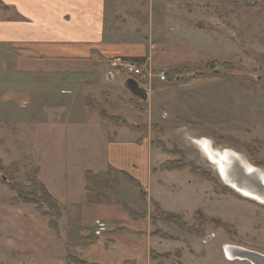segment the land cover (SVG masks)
Returning <instances> with one entry per match:
<instances>
[{
  "label": "crops",
  "instance_id": "obj_1",
  "mask_svg": "<svg viewBox=\"0 0 264 264\" xmlns=\"http://www.w3.org/2000/svg\"><path fill=\"white\" fill-rule=\"evenodd\" d=\"M170 3V0H0V76L26 86L21 91L29 92L33 99L39 96L53 101L54 107L47 106L42 116L21 120L29 126L28 135L24 130L21 135L29 139L27 146L39 170V179L66 208L59 238L49 228L48 219L33 206H14L10 202L0 206L2 250H6L5 257L14 264H69L66 249L73 257L90 264H165L173 259V252L181 250L158 252L164 245L150 230L138 233L116 230L117 220L128 221L132 226L142 220L130 221L113 199L98 205L87 200V171L109 172L112 181L116 180L114 173L125 172L146 191L154 186L153 182L162 187L163 182L154 179L161 170L153 163L151 140L141 136V130L117 124L102 115L93 118L84 107L79 109L81 118L74 120L66 106H71L77 96L70 93L66 102H61L57 94L58 90L63 91L62 83L70 89L74 81L114 80L108 74L117 58L143 61L148 69H165L176 79L179 71L189 72L198 51L197 42L166 37L180 27L175 20L182 21L185 16L184 10L178 15L177 7ZM168 26L171 30L167 31ZM156 34L162 37L157 39ZM176 79L173 78L174 85L199 80ZM153 82L139 83L140 88L144 84L150 87L146 91L148 100L144 102L148 106L158 98ZM112 90H107V98L115 93ZM53 91L56 92L52 94ZM39 98L36 100L43 101ZM56 107L64 111L59 112ZM153 121V116H149V122ZM151 131L144 129L147 135ZM151 198L164 212H169L158 198L153 195ZM149 217L144 219L147 225ZM96 220L104 221L108 229L100 236L95 235L97 239L88 240L89 230H96ZM174 243L179 242L172 240L170 244ZM152 252L172 255L154 259ZM193 257L192 254L190 258Z\"/></svg>",
  "mask_w": 264,
  "mask_h": 264
},
{
  "label": "rangeland",
  "instance_id": "obj_2",
  "mask_svg": "<svg viewBox=\"0 0 264 264\" xmlns=\"http://www.w3.org/2000/svg\"><path fill=\"white\" fill-rule=\"evenodd\" d=\"M170 1V6L177 7L178 15L184 10L185 16L182 21L175 20L180 27L166 37L195 39L198 51L194 53L191 70L179 71L178 79L171 77L165 69L155 71V74L159 70L167 73L164 82L158 76L152 79L160 98L155 99V104L150 102L148 106V103L128 92L123 86L126 78L119 74L109 82L74 81L70 89L62 83L60 87L63 91L60 93L61 90H58L57 94L61 102H66L70 93L77 96L72 99L71 106H66L67 113L74 120L81 118L78 113L82 107L93 118L101 116L103 111L123 119L127 117L131 129L141 130V136L151 140L153 163L158 165L157 170L171 160H179L185 167L183 171L157 173L154 179L161 180L162 187L153 182L149 192L135 184L136 180L131 176L132 180L121 173H114L117 183L101 190L99 204L113 199L126 217L135 223L139 220L131 218L123 205L135 213L138 210L144 219L150 216L149 225L144 223V219L136 226L117 220L116 230H122L125 225L134 227L137 233L150 230L164 245L158 251L161 253L180 248L165 264H252L247 260H227L224 248L237 246L264 255V204L226 187L213 166L186 137L206 138L216 149H233L244 154L254 167L264 170V0ZM192 18L195 20L192 21ZM165 29L171 30V26ZM155 37L162 36L156 34ZM212 61L220 66H206ZM111 68L113 71L112 64ZM194 73H203V76L195 77ZM173 78L176 81L185 78L199 80L195 79L193 84L180 82L174 85ZM25 87L0 76V161L7 168L16 163L17 166L10 170L11 175L18 182L28 185L27 174L36 167L27 146L26 139H29H23L21 135L23 130L28 135L29 126L22 124L21 120L25 122L29 117L38 118L47 111V106H54H51L53 101L38 96L43 100L39 102L29 92L21 91ZM141 88L150 90L145 84ZM112 89L115 93L107 98V90ZM149 116H153L155 122H149ZM145 128H150L152 134L147 135ZM177 150L182 155L170 154ZM196 168L203 172L196 173ZM2 177L0 173V206L11 203L16 196L6 186L7 183L4 184ZM152 195L169 210L167 214L174 220L165 221L158 216L151 204L154 200ZM97 221L100 220L95 223ZM100 222L106 225L107 230L108 225ZM73 229L77 231L75 224ZM89 232L88 240L97 239L96 230ZM172 240H177L178 245L170 244ZM5 253L0 240V264H14L5 257ZM172 254L156 253L158 258H170ZM192 254L194 257L191 259Z\"/></svg>",
  "mask_w": 264,
  "mask_h": 264
},
{
  "label": "trees",
  "instance_id": "obj_3",
  "mask_svg": "<svg viewBox=\"0 0 264 264\" xmlns=\"http://www.w3.org/2000/svg\"><path fill=\"white\" fill-rule=\"evenodd\" d=\"M143 62V61H138ZM206 66L216 68L220 66V64L216 61H212L208 63ZM195 77L203 76V73L193 74ZM102 116L121 125H131L130 121L127 119H123L116 116H110L106 111L102 112ZM181 154L182 152L180 150L170 152V154ZM17 164H13L12 167H5L2 162L0 161V173L3 174V182L10 188L11 191H13L16 196L14 199H12L11 204L14 206L17 205H31L35 208V210L44 218L48 219V225L49 228L56 233V235L60 238L61 237V221L65 215L66 208L58 203L54 199V197L49 193L45 185L41 182L39 179V170L38 168H34L29 170L27 174V181L28 185H25L21 182H18L15 180V178L11 175L10 170L15 168ZM184 166L180 163L179 160H171L166 161L160 166L161 171H183ZM196 173H202L200 169H195ZM121 175L124 177H127L128 179H131V177L125 173L122 172ZM85 179H86V193H87V200L90 204H99L100 197H101V190L104 187H108L111 183L116 184L117 180H112V175L109 172H104L100 174H94L90 171H87L85 173ZM132 180V179H131ZM134 181V180H133ZM137 184V183H136ZM229 190V189H228ZM230 191V190H229ZM145 194H142V199L145 202ZM151 204L155 207V211L158 214V216L165 220H174L173 216L168 215L166 212H164L160 206L159 203L152 200ZM123 207L127 210L129 216L131 218H134L135 220H142L144 219V215L141 216L138 213H135L131 211L127 205H123ZM132 230L135 231L136 229L132 226H126L122 228V230ZM157 234V233H156ZM155 234V235H156ZM66 248V246H65ZM152 258L156 259L159 256L156 255V253H151ZM158 256V257H157ZM66 259L69 264H90L86 263L85 261H81L72 255H70L67 252L66 249Z\"/></svg>",
  "mask_w": 264,
  "mask_h": 264
},
{
  "label": "bare ground",
  "instance_id": "obj_4",
  "mask_svg": "<svg viewBox=\"0 0 264 264\" xmlns=\"http://www.w3.org/2000/svg\"><path fill=\"white\" fill-rule=\"evenodd\" d=\"M186 138L213 166L223 184L230 183L241 196L264 203V170L254 167L242 153L233 149H216L206 138L200 139L193 135Z\"/></svg>",
  "mask_w": 264,
  "mask_h": 264
},
{
  "label": "built area",
  "instance_id": "obj_5",
  "mask_svg": "<svg viewBox=\"0 0 264 264\" xmlns=\"http://www.w3.org/2000/svg\"><path fill=\"white\" fill-rule=\"evenodd\" d=\"M112 65L114 67L113 71H110L108 74L110 79L115 78L116 74L125 76V78L133 79L138 83H144V81L151 82L152 79L157 76L160 81H166L167 79V73L164 71H159L158 74H155V71L148 69L147 65L138 61L117 58L113 60ZM95 227L96 236H99L106 231V225L100 221L95 223Z\"/></svg>",
  "mask_w": 264,
  "mask_h": 264
},
{
  "label": "water",
  "instance_id": "obj_6",
  "mask_svg": "<svg viewBox=\"0 0 264 264\" xmlns=\"http://www.w3.org/2000/svg\"><path fill=\"white\" fill-rule=\"evenodd\" d=\"M124 87L127 89L128 92L136 96L138 99L142 100L143 102H146L148 100V93L144 88H140L139 84L134 80H127L124 84ZM244 155V154H242ZM245 158H247L244 155ZM248 159V158H247ZM223 183V182H222ZM225 186L239 194L238 191H236V188L233 187L230 183L224 182ZM226 259L229 260H247L251 262L252 264H264V255L256 252H252L250 250H247L245 248L241 247H235V246H227L224 248Z\"/></svg>",
  "mask_w": 264,
  "mask_h": 264
},
{
  "label": "flooded vegetation",
  "instance_id": "obj_7",
  "mask_svg": "<svg viewBox=\"0 0 264 264\" xmlns=\"http://www.w3.org/2000/svg\"><path fill=\"white\" fill-rule=\"evenodd\" d=\"M249 161V160H248ZM262 204H264V203H262Z\"/></svg>",
  "mask_w": 264,
  "mask_h": 264
}]
</instances>
